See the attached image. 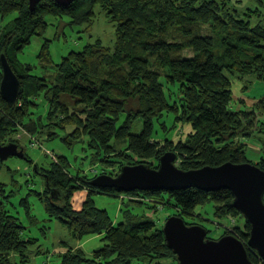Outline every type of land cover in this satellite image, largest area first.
Returning <instances> with one entry per match:
<instances>
[{
    "label": "trees",
    "instance_id": "trees-1",
    "mask_svg": "<svg viewBox=\"0 0 264 264\" xmlns=\"http://www.w3.org/2000/svg\"><path fill=\"white\" fill-rule=\"evenodd\" d=\"M96 7L115 27L113 48L97 39L81 52L69 53L56 66L51 81L32 75V66L17 60L34 37L45 34L48 16L91 25ZM13 14L17 17L0 31V56H6L19 79V98L9 106L0 97V144H17L6 137L21 126L30 138L41 133L45 140L59 139L70 150L80 144L82 154L91 152V165L101 163L106 169L90 178L82 176L79 168L70 173L67 159L50 155L52 169L43 175V191L35 194L48 217L60 221L78 240L89 235L103 237V246L91 258L80 249L66 248L58 257L59 264H131L147 259L157 263L173 259L176 263L162 228L145 214L132 215V209L156 212L159 207L173 208L174 216L188 226L194 224L186 219L201 217L195 210L206 205L216 217H239L228 190L124 193L94 188L91 181L101 175L116 177L124 166L144 164L157 169L167 152L177 155V168L182 171L249 163L246 149L251 140L259 143L262 153L253 164L264 171V97L254 101L256 105L248 107L239 101L237 106L231 82L254 77L264 83L261 26H252L239 16L229 0H73L67 7L41 0L33 11L29 0H0V22ZM205 26L211 34H204ZM39 60L51 64L47 44L42 46ZM168 85L176 88L173 95L166 94ZM42 97L47 114L33 121ZM165 114L174 116L173 128L189 126L184 139H154L156 122L165 129L161 124ZM259 115L263 119L258 122ZM137 123L141 131L133 134L131 129ZM115 162L120 164L119 172L111 170ZM79 189L88 193L81 209L75 211L70 199ZM95 194L127 196L128 206L120 211L123 223L114 226L108 213L95 207ZM9 197L0 184V264H31L30 249L37 240L26 238L19 219L4 208ZM249 234L245 221L243 229L226 227L224 233L244 245ZM247 254L253 264H264L255 253L248 250Z\"/></svg>",
    "mask_w": 264,
    "mask_h": 264
},
{
    "label": "rangeland",
    "instance_id": "rangeland-1",
    "mask_svg": "<svg viewBox=\"0 0 264 264\" xmlns=\"http://www.w3.org/2000/svg\"><path fill=\"white\" fill-rule=\"evenodd\" d=\"M229 2L237 10L239 16L249 20L252 26L259 25L264 29V0H229ZM255 11L258 13L253 14ZM94 13L95 18L91 25L87 23L81 25L72 24L68 17L56 18L48 16L46 18L47 29L45 34L42 37H34L30 45L17 56V60L20 63L32 66V75L40 78L45 77L51 81L55 75L56 66L69 53L81 52L84 47L94 43L97 39L104 46L113 48L115 44L114 25L107 20L99 7L95 8ZM248 15L249 17H246ZM16 17L17 15L13 14L0 22V31ZM203 29L204 34H211L208 27L205 26ZM44 44L48 45L51 59V64L48 65L40 63L39 60V54ZM231 82L233 83L234 103L237 106L240 101L250 107L253 104H257L254 101L264 97V83L261 80H257L254 77H244L242 80L233 78ZM165 91L167 95H173L176 88L168 85ZM37 103L38 108L34 111L33 121L37 117L44 118L48 110L47 102L43 97L39 98ZM262 119L260 115L256 118L258 122L262 121ZM161 124L165 126V129L156 122L153 134L154 139L161 142L166 139L176 142L178 139H184L186 134L190 132L189 126L183 124H178L173 128L174 116L172 114H165ZM14 129L16 131L8 132L6 139L10 138L15 142L17 141V144L24 149L28 160L12 157L3 163L0 162V184L5 186V193L10 195L4 201V208L11 216L19 219L25 229L24 235L26 238L37 240L36 245L30 249L31 264H59L58 257L66 251V248L80 249L86 257L91 258L93 252L103 246V237L89 235L81 240L74 238L60 221L56 219L50 220L44 203L35 194L43 191L45 180L43 175L46 171L52 169L51 162L53 159L50 155H53V153L68 160L71 166V169L70 167L68 168L70 173L75 172L76 168H79L83 171L82 176L92 178L98 173L106 172V169L103 170L101 163L96 166L91 165V162H89L91 152L82 154L80 152V144L70 150L59 139L48 141L42 137L41 133H37L34 138H30V135L25 133L23 127L17 126ZM131 131L133 134H138L141 131V124L137 123ZM249 143L250 146L248 145L246 149V157L249 163L253 164L261 158L262 153L259 152L260 146L256 140H251ZM119 165V162H115L111 166V170H118L119 172ZM177 165L178 163H176ZM87 193V189L74 191L70 204L75 211L81 209L83 202L87 198ZM92 199L97 209L105 210L108 213L114 226L123 223L120 211L122 207L128 206L127 196L126 198L124 196L117 198L95 194ZM23 201H26L25 205ZM195 212L201 213V217L193 220L186 219V221L204 227L207 230L208 239L217 240L221 238L226 232V227L238 226V228L243 229L244 218L241 215L236 219L216 217L213 214V208L209 207V205L198 207ZM131 214L137 216L145 214L147 218L156 223L157 227L163 228L165 218L176 215V210L159 207L154 212L153 210L142 208L132 209ZM131 264L176 263L173 259H164L158 263L147 259L134 261Z\"/></svg>",
    "mask_w": 264,
    "mask_h": 264
},
{
    "label": "water",
    "instance_id": "water-1",
    "mask_svg": "<svg viewBox=\"0 0 264 264\" xmlns=\"http://www.w3.org/2000/svg\"><path fill=\"white\" fill-rule=\"evenodd\" d=\"M41 0H29L33 11ZM67 7L73 0H54ZM0 97L9 106L19 98V79L6 56H0ZM25 159L19 145L0 144V162L9 158ZM177 155L167 152L159 159L157 169L144 164L124 166L116 177L101 175L91 181L97 189L119 192H172L195 188L203 192L228 190L233 195V207L250 226L246 245L232 235L217 240L207 238V230L199 225L188 226L180 217H169L162 228L166 246L176 256L177 264H253L248 250L264 262V171L250 163H225L198 170L182 171L176 166Z\"/></svg>",
    "mask_w": 264,
    "mask_h": 264
},
{
    "label": "built area",
    "instance_id": "built-area-1",
    "mask_svg": "<svg viewBox=\"0 0 264 264\" xmlns=\"http://www.w3.org/2000/svg\"><path fill=\"white\" fill-rule=\"evenodd\" d=\"M53 159V158H52Z\"/></svg>",
    "mask_w": 264,
    "mask_h": 264
},
{
    "label": "clouds",
    "instance_id": "clouds-1",
    "mask_svg": "<svg viewBox=\"0 0 264 264\" xmlns=\"http://www.w3.org/2000/svg\"><path fill=\"white\" fill-rule=\"evenodd\" d=\"M234 237V236H233Z\"/></svg>",
    "mask_w": 264,
    "mask_h": 264
},
{
    "label": "crops",
    "instance_id": "crops-1",
    "mask_svg": "<svg viewBox=\"0 0 264 264\" xmlns=\"http://www.w3.org/2000/svg\"><path fill=\"white\" fill-rule=\"evenodd\" d=\"M101 237V236H100Z\"/></svg>",
    "mask_w": 264,
    "mask_h": 264
}]
</instances>
